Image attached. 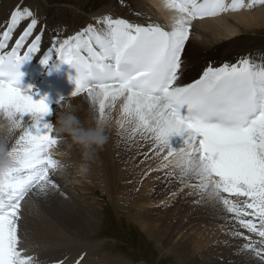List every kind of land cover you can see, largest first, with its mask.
<instances>
[{
  "label": "snow or ice",
  "instance_id": "snow-or-ice-1",
  "mask_svg": "<svg viewBox=\"0 0 264 264\" xmlns=\"http://www.w3.org/2000/svg\"><path fill=\"white\" fill-rule=\"evenodd\" d=\"M164 3L177 13L168 29L105 16L98 21L106 25L105 30L89 25L71 38L54 40L40 63L73 68L75 76L70 79L76 86L71 95L86 93L94 103L98 101L99 120L105 119L106 101L123 97L125 119L120 126L132 125L131 133L149 141L156 155L164 154V161L171 163L169 158L178 157L181 182L194 176L199 181L194 187L234 213L240 226L260 237L264 245V63H256L250 55L219 66L209 62L198 78L182 83L193 21L264 5V0ZM28 19L11 50L0 53V114L17 128L27 118L34 120L19 137V147L12 148V166L0 175V264H35L19 247L22 201L46 194L49 188L58 189L49 172L55 161L46 154L58 142L51 120L46 119L54 110L44 98L33 99L28 89L16 87L21 64L41 51V35L36 34L21 52L38 26L28 6L17 4L11 12L0 49L6 48L21 21ZM222 193L247 198L244 208ZM243 247L264 261V247L254 242Z\"/></svg>",
  "mask_w": 264,
  "mask_h": 264
},
{
  "label": "bare ground",
  "instance_id": "bare-ground-1",
  "mask_svg": "<svg viewBox=\"0 0 264 264\" xmlns=\"http://www.w3.org/2000/svg\"><path fill=\"white\" fill-rule=\"evenodd\" d=\"M147 1L151 3L153 9L146 2H144V0H116L112 7L104 9L101 14L115 13L119 16L124 13H128V10H132L133 12H136L134 14L136 18H134L135 21L133 23L142 24L141 21L144 20V22L157 21L160 24L167 22L171 25L172 19L177 13L172 9L166 8L164 0ZM19 2L24 6L32 7L30 3H33L34 1L19 0ZM28 3L30 5H28ZM118 3L125 4L126 7H119ZM35 4L37 6H35ZM35 4L33 9L37 12V14L35 13V15H37L36 18L41 27H46V31H52V29H57L59 32L66 30L75 31L79 28H82L87 22L86 20L82 19L79 14L73 12L72 10H63L61 8L59 10H52L51 8L43 6L38 1H35ZM1 11L2 10L0 7V22L6 20L4 14L1 15ZM138 14H140V16H138ZM5 26L6 24L4 22L3 27ZM261 27H264V7L257 8L254 12L248 11L244 13L238 12L233 14H225L217 19L199 21L194 24L192 23L193 36L187 43L189 60L185 77H187L189 80L193 77H196L197 73L202 71L203 67L209 62L233 59L239 55H244L252 51L261 54L264 53V40L262 38H237L240 34L241 36H244L248 30L250 32H257V30H259ZM46 35L50 36L51 33H46ZM77 99H80L77 103H75L73 99L71 102L78 106L81 119L99 120L98 101L94 103L88 98L87 94H84ZM64 103L65 101L54 108L55 114L59 113ZM105 103V119L108 121L107 135L109 139L101 149L96 150L95 155L99 158L95 159L94 157L88 162L89 170L86 174H77V166L70 163V160L72 162L73 159L67 154H73V156L76 157L78 153H80L81 160V149L79 146L73 145L74 148H71V146L69 147L70 150H67V146L70 144V141L66 137H57L58 142L52 146L50 153L56 158L55 160H60L62 162L65 160L67 161V164H70V166L66 168L65 176H67V178L72 181V184H76L74 182L76 177L80 176V178H83V183L87 184L82 187L81 191H83V195H91V191L94 190L93 184L95 183L102 193L115 199V195L118 193V188L116 185L119 179L123 183L132 182L134 180L132 183L138 185L140 183L139 179L143 178L144 175L141 173L139 174L138 171L137 174L136 171L133 172L132 170L134 169L131 170L132 166L130 163V167L126 165L127 170L123 172V164L121 161L129 162L130 160H134L136 153L144 154L151 151L152 148L148 150L141 148L139 150L137 149V152L136 150L135 152H132L133 150L131 151L130 147L135 146V142L137 143V141L133 140L134 138L128 141L126 135V139H124L127 141L121 138V135L125 133L129 126L132 128V125L127 123H125L123 128L119 125V122L125 119L122 116V106L124 103L123 97L117 98L115 101H111L109 99ZM120 103L121 105H119ZM109 108H111L112 113L114 114L113 116L109 115L110 112L107 110ZM4 118L5 117H2L1 119ZM46 119L50 118L46 117ZM52 122L54 124V121ZM33 123L34 120L32 118H27L24 121V124L20 128H17L14 133L16 135H13L9 141V147L11 149L13 147H19L17 144L19 137L23 134L27 127ZM53 135H55L54 130ZM131 135H135L136 140L142 138V136L140 137L139 133ZM67 151L69 152L67 153ZM100 153H102L103 156L102 154L100 155ZM64 156L65 159H63ZM159 159L160 158H157L158 161ZM169 159L171 163L162 159L160 160H162L164 164H167V166L170 165L171 169L179 173V169L176 167L177 163L173 164L174 162H177L178 157H171ZM158 161L155 162L154 160V163L157 164ZM110 170L113 172L111 175L109 174ZM50 178L58 185V189L49 188L46 194L37 193L36 195H30L29 197H26L22 202L23 211L21 212L22 220L20 223V235L25 242V247L28 249L30 247V249L38 251L41 254H39L40 259L44 260L46 263L54 261L55 258L60 257L63 253L65 255H79L82 252H85L84 250H81V248L86 247V249H89V247H87L89 244L87 241H90V236L92 233H94L92 231L97 227V225H99V217H97L95 214L97 209L94 210L92 208L94 212H91L92 209L89 211L82 208L77 203L75 198H73L68 190L64 187L65 184L61 181V177L59 178L56 175L52 176L50 173ZM184 179L192 185L193 189L203 193L199 188L194 187V185L199 183V181L194 176L191 178L184 177ZM113 180L116 182L114 187L111 185ZM167 180L171 181V179ZM167 180L163 181V185L161 184L157 191L167 190L169 186H164L167 183H170L175 187L173 182H168ZM132 183L127 185L128 187L125 189L126 198H124L123 195L122 197L115 199L117 203L116 207H120L125 211L129 210L130 207H135L137 212L146 211L148 209V204L146 203L147 205H144L143 197H134L135 193L133 191L136 187L134 186V188L131 190L133 187ZM192 195L195 200L197 198V194L192 192ZM222 195L232 200V198H230L226 193H222ZM111 202L114 203L113 200H111ZM199 203L201 209L211 211L215 214L214 217H210V221L224 222V226L228 230V236L230 238L228 240L233 241L234 244L231 250H222L220 249V245H217V251H213L210 254L212 257L207 256V260L205 259V261H200L198 258L199 251L201 250V254L205 251L208 252V250H203V246L195 245V237L186 235L190 228L188 226L193 225L196 227L200 223L197 215L189 216L187 219V224L182 225L179 229L173 231L175 232L173 234L174 236L186 235L185 242H188L184 243V245H182V251H179L182 253V264H222L220 260L225 256H227L228 264H264V261H261V259L256 256L253 251H251L252 253L245 251V248L243 247L245 238L243 236L240 238V242L235 237V231L238 229H245L240 226L239 221L234 213H228L221 203L217 202L207 193H205V198L201 199ZM27 213H30L31 216H27ZM232 216H235V218ZM139 218V216L135 217V219ZM249 219L252 218L249 217ZM26 221H28V223ZM144 231H147L148 233L150 230H146L144 228ZM166 233H168L166 230H161L158 232H151L150 236L153 237V240L162 242V240L168 239L167 237L165 238ZM70 235H77L78 240L75 241L74 239L67 238ZM205 235V233L200 234V238H203ZM171 236L172 234L170 235V240ZM249 236L253 243L255 241L256 235L249 232ZM191 245L193 247H191ZM256 247L260 246L257 245ZM184 249L189 251V253L185 254ZM53 257L55 258L52 259ZM118 259L121 258L118 257ZM118 259L117 261H99V263L95 264H131L129 261L126 262L125 260Z\"/></svg>",
  "mask_w": 264,
  "mask_h": 264
},
{
  "label": "rangeland",
  "instance_id": "rangeland-1",
  "mask_svg": "<svg viewBox=\"0 0 264 264\" xmlns=\"http://www.w3.org/2000/svg\"><path fill=\"white\" fill-rule=\"evenodd\" d=\"M32 1H34L33 2L34 4L35 1H38L43 6L51 8L52 10L54 9L59 10L60 8L63 10L65 9L70 11L72 10L73 12L79 14L82 17V19L86 21L87 19L83 17L84 15L85 17L92 16L94 14L99 15L104 9L112 7V5L115 4L116 2V0H32ZM1 2H3L1 3L2 4L1 15H2L4 14L3 12L4 8L8 7L9 1L1 0ZM144 2H146L153 9V6L151 5L150 2H148L147 0H144ZM28 5L30 4L28 3ZM254 11L255 10H253L252 12ZM244 37H247L249 39H251V37H259L264 40V27H261L259 30H257V32L256 31L250 32L248 30L246 34H244V36H241L240 34L238 35L237 38H244ZM79 100L80 99H74V102L77 103ZM119 105H121V103ZM107 110L110 112L109 115L112 116L114 115L112 113L111 108ZM116 111H120V110H116ZM56 115L57 114H55V118L53 119L54 124L56 120ZM2 117L4 116L0 114V123H3L6 119V118L1 119ZM54 134H55L54 136L59 137L57 136L55 131ZM131 134H132L131 127L129 126V128L125 131V133L121 135V138L125 140L127 137L128 141L134 138L133 140L137 141V143L135 142V146L130 147L131 151L133 150L132 152H135V150L137 152L141 148L144 150L145 149L148 150L152 148L151 143L148 142L145 138L142 137L143 139L139 138V140L138 139L136 140L135 135H131ZM138 141L140 144L138 143ZM71 146H72L71 148H74L73 145ZM67 150H70L69 144L67 146ZM68 152L69 151H67V153ZM153 153H155V151L151 149V151L144 154L136 153L135 159L130 160L129 162L121 161V163L123 164V169H122L123 172L127 170L126 165L128 167H130L131 165L132 166L131 170L134 169L132 170L133 172L136 171L137 174L138 171L139 174L140 173L144 174L143 178L139 179L141 184L139 183L138 185H135V183H132L134 180L132 182L123 183L119 179L116 185V187L118 188L117 190L118 193H116L115 199H117L118 197H122L123 195H124L123 197L126 198L125 189H127L128 187L127 185L132 183L133 187L131 188V190L134 188V186L136 187L133 191L135 193L134 197L141 196L144 198V205L146 206L148 204L147 207L148 209L143 212H137L135 210L136 209L135 207L134 208L130 207V209L126 211L121 209L120 207L119 208L116 207L117 205L116 200L111 196L102 193L100 189H98L97 184L95 183H94L95 185L93 184L94 190L91 191V195H83L82 193L83 191H81L82 187L87 184L83 183V178H80V176L75 178L74 182L76 184H72V181L68 179L67 176L65 175L58 176L59 178L61 177V181L65 184L64 187L68 190L70 195L73 198H75L77 203L82 208L87 209L89 211L92 208L94 210L97 209L95 214L97 217H99L98 218L99 225H97V227L92 231L94 233L91 232L92 234L90 236L91 237L90 241H87L89 243L87 245L89 249H86V247L81 248V250L85 251V252L82 251L81 252L88 254L97 251H102V252H112L114 254V256L112 255L111 256L105 255L104 257L100 256L99 261L101 262H104V260L117 261L119 257L121 259L118 260H125L126 262L129 261V263L131 262V264H182L181 263L182 253L179 251L180 250L182 251V245H184V243H188L185 242L186 235L195 237L194 240L195 245L203 246L204 247L203 250L205 249L208 250V252L205 251L204 253L202 252L201 254H200L201 250L199 251L198 258L200 261L201 260L205 261L207 256L212 257V255L210 254L213 251L214 252L217 251V245L218 246L220 245V249L222 250L225 249L231 250L234 242L228 240L230 238L228 236V230L224 226V222L210 221V217H214L215 214L212 213L211 211L201 209L199 205L200 204L199 201L205 198V193L203 194L200 193L198 190L193 189L192 185L189 182H187L184 178L182 183L179 173L171 169L170 165L167 166V164H164V162L162 161L163 160L162 157L164 154L163 155L161 154V156L160 155L156 156V153L155 154ZM101 154L102 153H100V155ZM67 155L72 157V159L74 160V161L72 160V162L70 160V163H72V165L77 166V164L81 162L80 153H78L76 157H74L73 154L70 155L67 154ZM96 158L99 157L95 155V159ZM157 158H160L162 160L159 159L158 161ZM63 159H65V156L63 157ZM154 160L155 162L158 161V163L157 164L154 163ZM63 163L67 164V161L63 160ZM176 163L177 162H174L173 164ZM109 172L110 175L113 173L112 170H110ZM167 179H171V181H168ZM165 180H167L168 182H173L175 187L178 188H175L170 183H167L164 185L165 187L169 186L167 190L157 191L159 186H161V184L163 185V181ZM115 184L116 182H114L113 180L111 184L112 187H114ZM125 184H126V188H125ZM192 192H194V194H197V198L195 200L192 195ZM111 200H113L114 203H112ZM232 202L239 205L241 208H244L243 205L238 200L232 199ZM205 204H210V203H205ZM92 210L91 212H94V210L93 211ZM28 215L31 216L30 213H27V216ZM192 215H197L198 219L200 220L199 225L196 226L198 228H196L193 225H190L188 226L190 227L188 230L189 232H187L185 236L183 235L174 236L173 234L175 232L173 231L179 229L180 226L187 224L188 217ZM138 216L140 218L135 219V217ZM232 217L235 218V216ZM244 219H249V217H244ZM26 222L28 223V221ZM144 228L150 231L147 233V231H144ZM161 230H166V232H168L165 234V238L167 237L168 239L162 240V242L158 240H153V237L150 236L151 232H158ZM204 233L206 235L203 236V238H200V234H204ZM237 233H240L242 235H237ZM171 234L172 236L170 240ZM242 236L244 238L245 237L248 238L247 240L245 239L244 245L247 243H252L251 238L249 236V232L246 229L245 230L238 229L237 231H235V237L239 242ZM67 238L74 239L75 241L78 240L77 235H70ZM260 240L261 238L256 235L254 241L255 245L264 247V245L260 244ZM90 246L94 248H91ZM191 247L193 246L191 245ZM245 251L252 253L250 250L247 249H245ZM184 253L187 254L189 253V251H186V249H184ZM220 261L222 262V264H228L227 256L222 257Z\"/></svg>",
  "mask_w": 264,
  "mask_h": 264
},
{
  "label": "clouds",
  "instance_id": "clouds-1",
  "mask_svg": "<svg viewBox=\"0 0 264 264\" xmlns=\"http://www.w3.org/2000/svg\"><path fill=\"white\" fill-rule=\"evenodd\" d=\"M108 121L104 120H83L79 115V108L70 99L66 100L61 110L56 115L53 129L57 136L66 137L71 145H77L81 149V163L77 165V174H86L89 170L88 162L108 141ZM17 127L10 119L0 123V175L12 166V149L9 141ZM55 161V170L63 171L70 164L60 160Z\"/></svg>",
  "mask_w": 264,
  "mask_h": 264
}]
</instances>
